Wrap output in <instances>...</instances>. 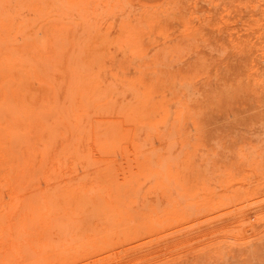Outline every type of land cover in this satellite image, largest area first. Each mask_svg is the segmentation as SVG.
Instances as JSON below:
<instances>
[{"label":"bare ground","instance_id":"1","mask_svg":"<svg viewBox=\"0 0 264 264\" xmlns=\"http://www.w3.org/2000/svg\"><path fill=\"white\" fill-rule=\"evenodd\" d=\"M201 1L181 0L171 7L170 0H45L44 15L56 20L45 32L41 29L33 37L11 35L5 50L20 43L22 55L0 61V93L5 102H14L8 108L11 119L3 120L0 114V141L13 128L24 127L31 118L35 120L37 114L41 115L39 112L35 117L36 108L49 102L47 96L27 101L26 92L13 88L20 81L22 84L17 86L29 87L35 80L48 77L51 82L60 75L41 66L43 59H54L56 65L65 64L63 77L67 76L68 91L88 72L91 86L81 89V102L86 106L93 104L94 93L100 92L112 98L111 110L118 109L99 118L98 122L105 124L102 131L106 136L102 141L95 137L101 135L98 127L93 128L92 146L99 157L96 161L106 164L98 166L97 178L110 181L104 188L115 197L112 206L104 199L102 211L135 209L124 193H130L127 187L135 180L142 181L137 195L144 198V208L149 204L156 206L152 198L160 195L167 197L168 207L173 208L178 202L177 195H184L183 189L190 195L188 189L195 190L197 186L186 183L216 181L218 176L211 177L206 169L203 172L201 164L236 163V170L239 167L241 170L224 174L228 176L222 189L201 188L202 193L209 191L214 195L202 210L217 209L218 216L223 207L235 210L227 209L220 220L185 237L187 242L196 240L201 247L208 246L188 259L191 264H213L219 262L217 258L223 259L219 264H264V151L260 162L251 163L250 168L246 161L239 160L250 155L249 146H258L255 134H264V0L221 3L220 8L228 6L237 16L223 25L215 21L218 10L202 18L198 6ZM73 14H80L82 20L78 22ZM64 25L71 26L72 31ZM13 28L14 24H9L6 29ZM104 28H115L117 36L113 38L105 31L103 42L92 40L86 48L85 39L93 31L102 33ZM153 49H159L160 55L150 64L153 57L148 56ZM25 55L30 56L26 61L21 59ZM16 65L22 67L17 69ZM55 88L51 82L48 93ZM12 92L13 97L8 96ZM71 96L66 93L65 99L70 100ZM85 96L90 101H83ZM28 104L34 110L24 117ZM251 110L258 111L246 117ZM51 113L55 117L59 109L52 108ZM230 116L235 120L228 121ZM218 122L221 123L216 126ZM36 124L51 131L56 123L51 127L38 116ZM212 125L213 128L203 130ZM64 126L69 124L65 122ZM80 126V122L76 124V131H81ZM144 127L150 131L149 139L146 134L143 141ZM193 128L198 135L186 137ZM172 134L181 138L177 147L168 143ZM154 137L163 148L152 154L148 143ZM40 142L36 144L41 145ZM45 148L48 149L46 145ZM36 149L37 146L27 148V153ZM217 155L223 157L219 159ZM0 169H3L1 162ZM5 172L9 174L7 168ZM44 174V182L52 180L50 171ZM116 180L127 181L126 186L119 187ZM10 188L9 210L21 211V193L11 185ZM50 194L48 190L46 195ZM31 205L40 210L36 201ZM6 208V204L0 205L3 211ZM181 216L185 217V212Z\"/></svg>","mask_w":264,"mask_h":264},{"label":"rangeland","instance_id":"2","mask_svg":"<svg viewBox=\"0 0 264 264\" xmlns=\"http://www.w3.org/2000/svg\"><path fill=\"white\" fill-rule=\"evenodd\" d=\"M44 1L0 0V61L8 60L9 56L16 59L17 56L22 55L23 48L19 45L20 43L18 47L5 50V46L12 40L11 35L18 33L23 38L33 37L41 29L45 32L49 24L56 20L54 16L44 15L43 8H46ZM170 1L171 7L181 3V0ZM225 1L202 0L198 4L202 18H208L213 11L218 10V17L215 19L217 23L222 24L230 17L235 20L236 13L229 10L228 6L219 7ZM79 15L72 16L79 22L82 20ZM85 15L91 17L89 13L85 12ZM9 24H14V28L7 31ZM64 28L72 31L71 26L64 25ZM104 29L102 33L93 31L92 35L85 39L86 48L92 40L103 42L105 31L113 38L117 36L115 28ZM70 30L69 33H71ZM79 35L82 34L79 33ZM159 52V49L150 51L148 57H153L152 60L149 59L150 64L155 58L157 59ZM29 57L25 55L21 59L26 61ZM40 64L50 68L52 72L60 73L55 78L56 81L55 79L51 81L56 87L53 93H48L51 89L48 77L33 81L29 87H26V84L17 86L22 84L20 81L13 88L14 91L26 92L27 101L47 96L49 102L36 108L35 117L41 112V115L37 114V118L42 116L50 126L54 122L56 124L49 131V128L36 124L37 118L35 120L31 118L25 122L24 127L13 128L14 130L12 129L0 141L2 158L0 162L3 166V169H0V205L7 206V211L0 209V264H182L181 262L191 264L188 257L195 253H202L208 246L201 247L196 240L187 242L185 237L217 222L227 209L230 212L235 210V207H223L220 216L217 214V209L202 210V206L213 199L214 195L209 191L207 194L202 193L201 188L215 187L216 191L220 190L228 176L224 174L230 170L239 173L241 168L236 170V163L201 164L200 169L203 172L206 169L211 177L218 176L215 177L216 181L203 179L200 182L186 183L185 185L197 184V186L195 190L188 189L191 192L190 195H186V190L183 189L184 195H177L178 202L173 208L168 207L169 199L163 195L152 198L156 206L149 204L148 208H144L146 204L144 198L137 195L142 181L135 180L127 187L130 188V193L124 191L135 209L103 212L104 199H108L109 206H112L115 197L110 194L111 192L107 193V189L104 188L110 184V181L103 177L97 178L100 176L98 166L106 164L102 160L96 161L99 157L92 146L93 128L98 127L96 130L100 131L101 135L98 134L95 137L96 140L102 141L106 136L102 131L105 124L98 120L111 111L117 112L118 109L111 110L112 98L108 99L100 92L94 93L91 101L93 104L86 106L81 102L79 96L81 89L91 86L88 72H85L86 76L82 75L77 79L73 90L68 91L67 76L63 77L65 64L56 65L51 58L43 59ZM5 65L8 66V64ZM21 67L16 65L17 69ZM213 87L215 88L216 85L214 84ZM88 92L90 94V91ZM66 93L72 95L70 100L65 99ZM9 94L8 96H12L13 92ZM87 96L82 100L90 101ZM13 103V101L5 102L0 93V114L2 115L0 117L3 120L11 119L8 108ZM28 106L24 117H28L34 110L30 104ZM56 107L59 109V114L54 117L51 112L52 108ZM257 111L251 110L245 115L250 117ZM234 120L233 116L228 119L230 122ZM65 122L69 124L68 127L64 126ZM79 122L81 131H76V124ZM220 123L215 125L218 126ZM146 127L142 135L143 141L150 131ZM210 128H213V125L203 130ZM28 130L30 133L27 132ZM197 135L198 131L193 128L186 137ZM43 136L46 138L40 142L39 139ZM148 136L147 134V138ZM172 136L173 134L170 135L168 143L177 147L181 138ZM155 137L148 143L149 152L152 154L163 148V144ZM254 139L258 146H249L250 155L239 158L246 161L248 168L251 167V163L260 162L261 153L264 151L262 142L264 134H255ZM36 142H40L41 145ZM35 146H37L35 152L27 153V148ZM45 152L48 154L46 155ZM220 157L223 156L217 155L216 158L220 159ZM118 158L122 160L120 155ZM6 168L9 174L5 172ZM44 171H50L52 180L45 179L46 182H44L43 176L46 177L45 174L43 175ZM92 171L93 173H90ZM114 182L119 184V187H125L127 183L123 180ZM155 183L154 181L152 184L155 185ZM10 185L21 193L19 194L21 211L9 210L12 193ZM48 190L52 194L46 195ZM153 190L156 192L155 187ZM36 197H39L38 200ZM32 201L38 203L40 210H36V206L32 207ZM238 202L239 200L236 204ZM183 212L185 217L181 216ZM187 259L188 262H186ZM217 261L219 262L213 264H219L223 262V259L217 258Z\"/></svg>","mask_w":264,"mask_h":264}]
</instances>
